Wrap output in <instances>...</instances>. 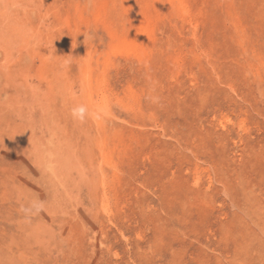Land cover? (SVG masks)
Wrapping results in <instances>:
<instances>
[{"label": "rangeland", "instance_id": "1", "mask_svg": "<svg viewBox=\"0 0 264 264\" xmlns=\"http://www.w3.org/2000/svg\"><path fill=\"white\" fill-rule=\"evenodd\" d=\"M0 264H264V0H0Z\"/></svg>", "mask_w": 264, "mask_h": 264}, {"label": "bare ground", "instance_id": "2", "mask_svg": "<svg viewBox=\"0 0 264 264\" xmlns=\"http://www.w3.org/2000/svg\"><path fill=\"white\" fill-rule=\"evenodd\" d=\"M157 2H158V1H157ZM158 3H159V2H158ZM159 4H160V3H159ZM77 14H78V13H77ZM79 15H80V14H79ZM80 18H81V17H80ZM112 49H113V48H112ZM113 50H114L113 52L116 51V49H113ZM120 50H121V49H120ZM117 51L119 52V49H117ZM113 52H112V53H113ZM118 52H117V53H118ZM112 53H111V54H112ZM117 62H118V61H117ZM108 64H109V63H108ZM110 66H111V65H110ZM105 154H106V153H105ZM105 156H106V155H105ZM104 160H105V159H104Z\"/></svg>", "mask_w": 264, "mask_h": 264}, {"label": "clouds", "instance_id": "3", "mask_svg": "<svg viewBox=\"0 0 264 264\" xmlns=\"http://www.w3.org/2000/svg\"><path fill=\"white\" fill-rule=\"evenodd\" d=\"M79 111H81V112H82V111H83V109L81 108Z\"/></svg>", "mask_w": 264, "mask_h": 264}]
</instances>
